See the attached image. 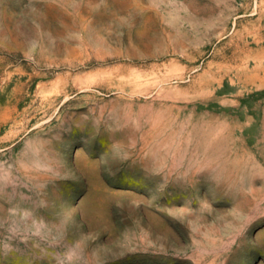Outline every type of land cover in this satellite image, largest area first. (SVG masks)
I'll use <instances>...</instances> for the list:
<instances>
[{
    "label": "rangeland",
    "instance_id": "1",
    "mask_svg": "<svg viewBox=\"0 0 264 264\" xmlns=\"http://www.w3.org/2000/svg\"><path fill=\"white\" fill-rule=\"evenodd\" d=\"M0 264H264V0H0Z\"/></svg>",
    "mask_w": 264,
    "mask_h": 264
}]
</instances>
